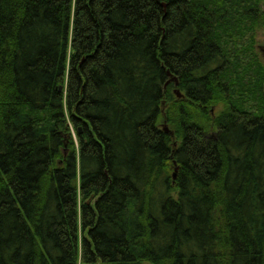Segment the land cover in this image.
<instances>
[{
	"label": "trees",
	"instance_id": "trees-1",
	"mask_svg": "<svg viewBox=\"0 0 264 264\" xmlns=\"http://www.w3.org/2000/svg\"><path fill=\"white\" fill-rule=\"evenodd\" d=\"M262 2L0 0V264H264Z\"/></svg>",
	"mask_w": 264,
	"mask_h": 264
},
{
	"label": "rangeland",
	"instance_id": "rangeland-1",
	"mask_svg": "<svg viewBox=\"0 0 264 264\" xmlns=\"http://www.w3.org/2000/svg\"><path fill=\"white\" fill-rule=\"evenodd\" d=\"M261 10L264 11V2H262V4H261ZM254 41H255L254 50L257 53L259 60L264 65V53H263V50H264V29L259 28L255 31Z\"/></svg>",
	"mask_w": 264,
	"mask_h": 264
},
{
	"label": "water",
	"instance_id": "water-1",
	"mask_svg": "<svg viewBox=\"0 0 264 264\" xmlns=\"http://www.w3.org/2000/svg\"><path fill=\"white\" fill-rule=\"evenodd\" d=\"M263 53H264V50H263ZM172 81L174 82V85H177V79L176 78H170L167 83L172 82ZM174 93L176 94V96L178 98L181 97V93H180V91L178 89H175L174 90ZM164 130L165 131H169L168 128H167V126L164 127Z\"/></svg>",
	"mask_w": 264,
	"mask_h": 264
}]
</instances>
